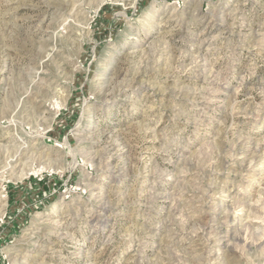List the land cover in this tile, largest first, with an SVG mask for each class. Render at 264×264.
Here are the masks:
<instances>
[{
    "label": "rangeland",
    "instance_id": "374dc122",
    "mask_svg": "<svg viewBox=\"0 0 264 264\" xmlns=\"http://www.w3.org/2000/svg\"><path fill=\"white\" fill-rule=\"evenodd\" d=\"M0 264H264V0H0Z\"/></svg>",
    "mask_w": 264,
    "mask_h": 264
},
{
    "label": "bare ground",
    "instance_id": "6f19581e",
    "mask_svg": "<svg viewBox=\"0 0 264 264\" xmlns=\"http://www.w3.org/2000/svg\"><path fill=\"white\" fill-rule=\"evenodd\" d=\"M210 40V39H209ZM217 234V233H216Z\"/></svg>",
    "mask_w": 264,
    "mask_h": 264
}]
</instances>
